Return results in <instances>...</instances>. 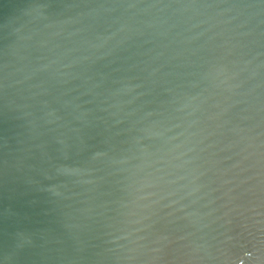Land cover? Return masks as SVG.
<instances>
[{
	"label": "water",
	"instance_id": "obj_1",
	"mask_svg": "<svg viewBox=\"0 0 264 264\" xmlns=\"http://www.w3.org/2000/svg\"><path fill=\"white\" fill-rule=\"evenodd\" d=\"M0 264H264V0H0Z\"/></svg>",
	"mask_w": 264,
	"mask_h": 264
}]
</instances>
